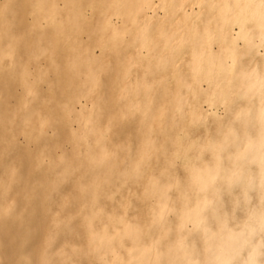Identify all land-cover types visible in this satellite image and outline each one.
<instances>
[{
	"label": "bare ground",
	"instance_id": "obj_1",
	"mask_svg": "<svg viewBox=\"0 0 264 264\" xmlns=\"http://www.w3.org/2000/svg\"><path fill=\"white\" fill-rule=\"evenodd\" d=\"M62 1L0 0V264H264V0Z\"/></svg>",
	"mask_w": 264,
	"mask_h": 264
},
{
	"label": "rangeland",
	"instance_id": "obj_2",
	"mask_svg": "<svg viewBox=\"0 0 264 264\" xmlns=\"http://www.w3.org/2000/svg\"><path fill=\"white\" fill-rule=\"evenodd\" d=\"M56 4L58 5V12L57 13V17H64L67 15V13L65 12L64 10V1L62 0H56ZM32 9H35L34 7V4L32 2H30L28 5H27V10H28V13L26 14L27 16V26L30 27V26H34L36 24H39V25H42L44 23H46L48 21V17L45 15V14H38L37 12L35 11H32ZM87 14L90 12V6H87ZM57 20V19H56ZM49 30L48 29H45L44 32L47 33ZM46 46L48 48H51V49H54V50H58L59 48L58 47H55L53 48V44L51 41H48ZM66 51V49L64 50ZM67 53V52H66ZM66 53H62L60 54L58 57H57V60L55 61V64H59V65H62V64H65V59H66ZM19 62V60H16L15 63ZM14 63V64H15ZM51 64H49V60L47 59H43V60H40L39 63H32L30 62V79H34V77L39 74L40 72H43V71H47V67H50ZM2 64H0V70H2ZM14 69L15 67H13L12 65L8 64L5 66V69L2 70L4 71L5 73H8V70L10 71V69ZM47 68V69H46ZM51 70V69H50ZM51 72V75L54 74L53 70L50 71ZM49 72V73H50ZM18 73L17 72H14L13 73V78H15V74ZM4 74V73H3ZM54 76V75H52ZM11 86L13 88L14 91H16L17 93V96H22L23 98V101H17V99H12V104L15 105V108L17 107V109H21L24 105L23 103L25 98L27 97V92L25 90V86L23 85L22 82H19V81H16V79H14L11 83ZM41 86L44 90H47L46 92H50L49 91V87L47 86V83L46 82H41ZM60 90V89H59ZM17 101V102H16ZM85 102V101H84ZM20 137V142L24 143L25 139H24V135H19ZM18 202L23 206L25 204V200H18ZM37 240V239H35ZM42 257L39 255V258H37L38 261H41ZM80 259V254L78 252H73V247L72 246H68L67 248V251L61 255H58L57 258H56V261L58 264H77L78 260ZM95 264H100V260H96L95 261Z\"/></svg>",
	"mask_w": 264,
	"mask_h": 264
}]
</instances>
